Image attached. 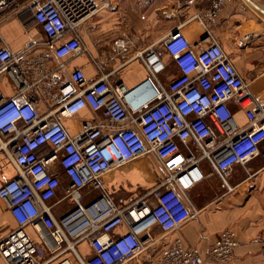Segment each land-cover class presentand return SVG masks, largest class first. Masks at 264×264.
I'll return each mask as SVG.
<instances>
[{
	"label": "built area",
	"instance_id": "1",
	"mask_svg": "<svg viewBox=\"0 0 264 264\" xmlns=\"http://www.w3.org/2000/svg\"><path fill=\"white\" fill-rule=\"evenodd\" d=\"M99 1L0 0V17L29 3L48 37L45 58L63 59L87 51L78 31L107 2ZM69 34L70 39L55 46ZM38 44L29 43L20 53L7 45L1 47L0 73H8L19 87L25 86L26 54ZM163 45L179 75L164 85L158 80L166 69L161 55L153 47L139 52L136 58L145 64L150 79L133 100L125 86L114 85L107 77L85 87L80 69L66 83L53 78L52 84L59 88L60 116L71 117L86 108L104 114L105 121L85 123L74 137L58 118L41 115L34 102H20L17 96L0 98V150L11 155L17 170L16 178L0 186V199L17 223L14 231L0 239V256L8 264H48L69 251L78 264H125L154 241L150 234L155 227L170 234L197 217L188 192L207 178L203 162L228 193L235 190L229 182L234 167L247 166L257 158L264 162V99L254 97L221 44L213 40L196 50L176 30ZM232 102L244 111V125L236 120ZM107 129L111 131L106 133ZM44 146L52 151L40 156ZM146 156L157 159L166 177L137 199L118 205L105 186V175ZM55 159L71 182L63 199L72 208L59 218L51 204L61 187V179L51 171ZM85 189L99 195L84 203ZM28 226L38 232L41 242L30 237ZM121 226L128 230L113 235ZM237 237L234 230L221 232L209 257L230 262L239 245ZM84 241L93 249L88 258L77 251ZM158 264L204 261L199 249L177 239L162 248Z\"/></svg>",
	"mask_w": 264,
	"mask_h": 264
},
{
	"label": "crops",
	"instance_id": "2",
	"mask_svg": "<svg viewBox=\"0 0 264 264\" xmlns=\"http://www.w3.org/2000/svg\"><path fill=\"white\" fill-rule=\"evenodd\" d=\"M95 2L100 4L99 0ZM176 30H180L196 50L206 47L213 40L218 41L249 84L254 97L264 99V0H107L102 9L79 27L78 32L87 51L63 59L54 56L45 58L44 54L49 49L48 37L35 20L32 5H21L0 17V48L7 45L14 53H20L29 43L41 44L29 49L26 54L23 64L25 86L19 87L8 73H0V98L17 96L20 102H34L41 115L58 118L74 137L85 123L105 121L104 114L86 108L71 117L60 116L56 102L59 88L52 84L53 78L66 83L71 74L80 69L85 76V87L107 77L114 85H123L132 91L143 87L150 79L147 67L136 58L137 54L153 47L166 64L158 80L168 85L179 75V70L164 49L163 41ZM71 37L67 35L55 46H60ZM231 108L239 124L244 125V111L235 102L231 103ZM110 131L107 129L105 132ZM51 151L49 146H44L39 155L46 156ZM145 158L150 162L157 161L154 156ZM138 163L136 160L104 177L105 186L114 199L121 200L120 205L131 202L128 201L131 196H125L122 191L124 187L129 190L130 179L144 175V166ZM202 167L208 174L207 178L188 192L191 205L198 211L197 217L170 234L155 227L150 234V239L154 241H149L141 254L125 264H158L162 248L177 239L199 249L204 264H264V162L257 158L247 166L234 167L229 182L235 190L229 193L222 188L216 176L209 175L211 169L207 163L203 162ZM51 171L61 179L58 195L51 201L54 205L52 212L59 218L72 208L70 202L63 199L71 182L58 159L54 160ZM16 176L11 155L0 150V186ZM83 194L84 203H89L99 192L85 189ZM16 228L17 223L8 204L0 199V239ZM41 228L47 231L43 226ZM229 229L237 232L239 242L233 259L228 263L211 259L209 251L212 244L221 232ZM25 230L33 240L41 242L32 226ZM127 230L126 226H121L113 235ZM257 239L260 242H256ZM77 251L83 258L93 254L87 241L78 244ZM64 260L78 264L75 254L70 251L48 264H62ZM0 264L8 263L0 256Z\"/></svg>",
	"mask_w": 264,
	"mask_h": 264
},
{
	"label": "rangeland",
	"instance_id": "3",
	"mask_svg": "<svg viewBox=\"0 0 264 264\" xmlns=\"http://www.w3.org/2000/svg\"><path fill=\"white\" fill-rule=\"evenodd\" d=\"M137 162H139L138 164H143L144 175L141 177L138 175L137 178L130 179L131 181H129V185L127 186L129 190H127L126 187L122 190L125 196H131L130 200H128L129 202L154 188L163 177H166V173L158 161L150 162L147 158L141 157ZM115 201L120 205V199L116 198Z\"/></svg>",
	"mask_w": 264,
	"mask_h": 264
},
{
	"label": "water",
	"instance_id": "4",
	"mask_svg": "<svg viewBox=\"0 0 264 264\" xmlns=\"http://www.w3.org/2000/svg\"><path fill=\"white\" fill-rule=\"evenodd\" d=\"M142 86H140V87H137L136 89H134V90H132V91H129V95H128V98L130 99V100H133V99H135L137 96H138V94L140 93V91L142 90Z\"/></svg>",
	"mask_w": 264,
	"mask_h": 264
}]
</instances>
